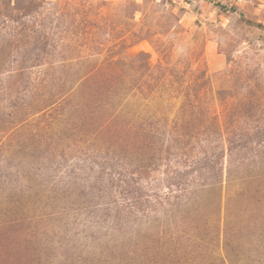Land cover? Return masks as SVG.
I'll return each instance as SVG.
<instances>
[{"label": "rangeland", "instance_id": "1", "mask_svg": "<svg viewBox=\"0 0 264 264\" xmlns=\"http://www.w3.org/2000/svg\"><path fill=\"white\" fill-rule=\"evenodd\" d=\"M0 264H264V0H0Z\"/></svg>", "mask_w": 264, "mask_h": 264}, {"label": "trees", "instance_id": "2", "mask_svg": "<svg viewBox=\"0 0 264 264\" xmlns=\"http://www.w3.org/2000/svg\"><path fill=\"white\" fill-rule=\"evenodd\" d=\"M167 199H170V197H167Z\"/></svg>", "mask_w": 264, "mask_h": 264}]
</instances>
